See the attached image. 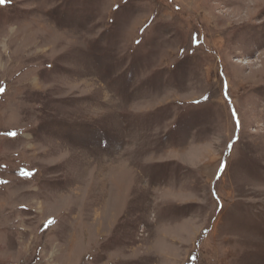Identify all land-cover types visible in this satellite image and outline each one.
<instances>
[{"label":"rangeland","instance_id":"obj_1","mask_svg":"<svg viewBox=\"0 0 264 264\" xmlns=\"http://www.w3.org/2000/svg\"><path fill=\"white\" fill-rule=\"evenodd\" d=\"M0 264H264V0L0 3Z\"/></svg>","mask_w":264,"mask_h":264},{"label":"snow or ice","instance_id":"obj_2","mask_svg":"<svg viewBox=\"0 0 264 264\" xmlns=\"http://www.w3.org/2000/svg\"><path fill=\"white\" fill-rule=\"evenodd\" d=\"M2 2H6V0H0V3H2ZM12 135H15V134L13 133Z\"/></svg>","mask_w":264,"mask_h":264}]
</instances>
